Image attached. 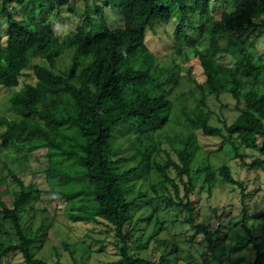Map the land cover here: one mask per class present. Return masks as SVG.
<instances>
[{
    "label": "trees",
    "instance_id": "trees-1",
    "mask_svg": "<svg viewBox=\"0 0 264 264\" xmlns=\"http://www.w3.org/2000/svg\"><path fill=\"white\" fill-rule=\"evenodd\" d=\"M38 0H1L0 15L5 16V32L0 38V85L15 87L23 70L30 66L35 57H43L45 63L32 65L33 83H25L9 97L10 108L19 119L9 120L0 115V148L27 149L30 152L45 148L48 150V167L44 170L50 191L56 192L80 213H69L72 221H94L101 219L114 232L122 246L121 262L126 264H154L143 259H133L127 254L129 234L124 228L131 220L132 208L143 196L138 192L132 199L126 198L123 181H132L149 164L152 143L138 149L129 158H117L118 150L113 147L114 131L130 119V129L137 131L135 141L151 131L168 125L172 112V101L162 89L156 96L139 91L128 92L130 86L142 85L150 79L154 57L146 46V31L155 23H169L172 14L162 5L163 0H120L115 6L123 23L121 27L110 28L94 21L85 10L74 31L66 36L65 45L73 49L69 65L59 73L54 72L55 57L52 55L60 45L53 30V22L44 20V12L34 16L35 2ZM49 1V10L53 8ZM58 7L68 4V0H55ZM20 7L26 17L15 20L8 10ZM70 12L73 8L67 6ZM87 8V7H86ZM191 11L205 16L210 11V0H194ZM99 11V10H98ZM181 17L174 29L177 39L184 36L183 17L186 6L179 5ZM264 0L245 1L231 11H223L217 20L200 25L198 30L208 38L203 51L196 56L204 75V84H197L199 90L195 104L186 113L185 133H175V140L181 144L176 159L167 158L164 166L155 164L164 181L173 188L172 198H161L170 207L187 214L186 222L202 233L209 253L202 257V264H224L217 258L218 227L211 232L208 225L196 223L193 203L189 195L193 190V162L200 145L195 131L203 136L218 137L228 144L241 166L251 170L264 167V63L254 64L248 57L237 59L232 66L219 62L221 52L218 38L225 32L263 30ZM1 26V24H0ZM142 54L144 58L142 59ZM139 58L140 61L138 60ZM139 63V64H138ZM219 96L228 92L234 99L238 115L230 123L222 126L209 123L205 111L206 94ZM192 95L195 90L190 91ZM242 106V107H241ZM239 144L258 153L259 157L246 162L239 152ZM54 152L70 166H58ZM131 160L133 166L117 172ZM172 168L174 179L167 174ZM19 189L12 195L10 204L1 200L0 217L12 226L17 242L0 244V261L9 254L19 253L24 264H47L36 257L31 248L36 241L23 227L22 211L38 198L39 190L33 183L25 184L10 172ZM240 190L242 202L248 196L244 183L236 180L227 165L220 166L218 172L207 169L205 181L212 184L216 177ZM81 186L71 190L56 189L55 185ZM58 186V184H57ZM179 186H182L181 194ZM59 187V186H58ZM73 187V186H72ZM74 202H78L74 203ZM249 216L242 208L241 224L255 249L252 264H261L264 251L257 244L247 227Z\"/></svg>",
    "mask_w": 264,
    "mask_h": 264
},
{
    "label": "rangeland",
    "instance_id": "rangeland-1",
    "mask_svg": "<svg viewBox=\"0 0 264 264\" xmlns=\"http://www.w3.org/2000/svg\"><path fill=\"white\" fill-rule=\"evenodd\" d=\"M38 1L43 7L44 20L53 22V30L60 41V45L52 53L56 73L62 72L71 61L73 49L65 45L66 36L75 30L85 10L94 21L102 22L110 28L121 27L123 23L115 8L120 0H68V4L62 7H58L55 0H52L51 10L48 0ZM38 1L35 2L33 14L36 17L41 14ZM245 1L249 0H210L209 13L200 16L188 8L193 6L194 0H163L161 4L171 11V21L165 24L155 23L146 31L145 46L154 57L150 79L142 85L130 86L127 91L156 96L164 89L172 101V112L168 125L151 131L149 139L142 137L138 141L134 140L139 133L130 129L129 125L135 121L133 118L114 131L113 147L118 150L117 158L129 159L136 149L143 152L148 143L154 146L150 148L149 164L132 181H123L122 184L127 199L134 198L138 192L143 194L133 206L131 220L124 228L129 234L127 254L133 259L139 258L154 264H202V257L206 252L209 253L202 233L186 222L187 214L167 206L161 200L174 199V192L154 165L157 163L164 166L168 157L176 159L181 144L173 135L186 132V113L196 102L195 97L199 94L197 84H204L196 51L206 48L208 38L200 33L198 27L217 20L223 11H231ZM181 3L186 6V16L183 17L184 36L177 39L174 29L181 17ZM68 5L73 8V12L68 10ZM8 10L15 20L26 17V11L20 7ZM258 21L264 22V17ZM0 24L2 38L6 28L4 15H0ZM218 41L222 49L218 59L226 66H232L237 59L244 57L251 59L254 64L264 63L263 30L225 31ZM144 55L142 54V59ZM35 63L43 64L45 59L33 58L30 66L23 70L17 86L0 85V115L9 120L19 119V115L10 108L8 99L23 84L34 82L32 65ZM192 89L195 90L194 95L190 93ZM205 94V111L211 125L220 127L223 122L230 123L238 115L236 103L228 92L220 93L218 97L207 90ZM195 133L200 149L191 163L193 190L189 195L195 211V221L208 225L211 232L218 227L219 246L216 255L224 264H252L255 249L241 224L242 208L246 207L249 216L247 227L261 251H264V167L256 170L243 167L234 158L232 148L220 138L203 136L199 130ZM239 152L248 163L259 157L257 152L240 144ZM47 153L45 148L33 152L27 149L0 148L1 200L10 204L13 193L19 189L10 172L25 184L33 183L39 190L38 198L32 200L22 211L23 227L37 236L31 248L33 254L43 258L47 264H126L121 262L122 243L105 222L101 219H98L99 222L69 219V213H80V209L71 206L56 192L50 191L51 185L46 182L44 175V170L48 167ZM53 153L58 166L64 169L70 166L69 161L63 160L56 152ZM132 163L129 160L123 167H117V172L133 166ZM224 164L230 168L236 180L244 183V192L248 196L243 202L240 190L220 177L217 176L212 184L205 181L207 169L218 172ZM166 172L174 179L172 168H168ZM79 186L81 183L64 185L56 182L55 185L56 189L64 191ZM179 189L182 194V186ZM9 242H17V236L10 223L0 217V244ZM0 264L24 263L19 253H13L3 258ZM261 264H264V257Z\"/></svg>",
    "mask_w": 264,
    "mask_h": 264
}]
</instances>
